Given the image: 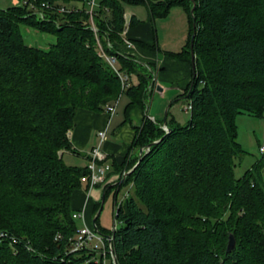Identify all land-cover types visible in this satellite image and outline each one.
<instances>
[{
    "label": "trees",
    "instance_id": "1",
    "mask_svg": "<svg viewBox=\"0 0 264 264\" xmlns=\"http://www.w3.org/2000/svg\"><path fill=\"white\" fill-rule=\"evenodd\" d=\"M77 1L84 2L25 0L0 9V264H102L95 252L70 251L78 230L71 198L88 191L81 178L89 171L65 164L60 152L77 154L68 133L78 109L100 112L120 96L128 98L126 115L146 108L154 69L119 51L121 33L140 22L132 15L126 23L124 6L144 7L150 22L172 7L187 14L185 45L163 54L191 65L193 51L182 95L191 110L185 125L168 113V133L148 118L135 128L131 149L145 151L103 190L133 187L114 204L121 227L103 229L99 214L96 229L112 236L115 264H264V159L234 176L243 153L236 118L264 116V0H94L93 24L84 9L57 11ZM22 26L55 43L25 45ZM129 43L159 51L155 42Z\"/></svg>",
    "mask_w": 264,
    "mask_h": 264
},
{
    "label": "crops",
    "instance_id": "2",
    "mask_svg": "<svg viewBox=\"0 0 264 264\" xmlns=\"http://www.w3.org/2000/svg\"><path fill=\"white\" fill-rule=\"evenodd\" d=\"M141 10L128 9L127 12H125V18L127 20H129L130 16L134 15L138 21H140L135 27L126 29V41H140L146 45L156 43L159 51L152 52L144 48H133L131 44L120 46L119 51L124 55L134 58L139 63L154 65L156 70L155 73H152V78H155L153 82V94L156 91V94H161V97L166 91H170V94L177 95V98L172 102L173 104L178 101H185L182 95L185 93L191 81V65L167 57L162 53L163 50H167L168 48L161 44L160 38L156 35L154 26L155 21L150 22L146 10ZM133 78L135 79V77ZM135 83L136 79L134 81V84ZM122 97L125 96H121L120 101ZM160 99L167 103L168 96H162ZM120 101H118L115 113L111 117L107 114L106 110L93 112L86 109H78L74 116V126L68 133L72 148L77 154L66 151L60 152V156L65 164L84 168L87 167L89 163L88 158L92 149L99 147L111 161V169L107 174V183H105V185L116 184L119 174L125 170L124 167L126 164L135 156L140 155L141 150L136 151L135 149H131V145L135 137V128L141 126L144 117L155 122H162L164 119V116L161 118L162 116L159 115L162 114H158L156 110L154 114H151L148 104L145 110L134 108L126 115L124 110L128 103V98L125 97L122 104ZM180 102L174 105L178 106ZM183 105V110L189 119L190 114L185 111V106L187 104L184 103ZM168 107H171V103ZM168 119H172L178 123L176 116L169 114ZM102 130H105L106 140L100 144L98 133ZM97 186L88 191L82 187L72 195L71 208L74 211V218L79 223L78 228L84 225L94 226L96 216V214H94L95 205L98 203L101 205L100 201L103 199L102 193V197L99 200V192L95 189ZM78 215H82V218H78Z\"/></svg>",
    "mask_w": 264,
    "mask_h": 264
},
{
    "label": "rangeland",
    "instance_id": "3",
    "mask_svg": "<svg viewBox=\"0 0 264 264\" xmlns=\"http://www.w3.org/2000/svg\"><path fill=\"white\" fill-rule=\"evenodd\" d=\"M86 1L90 2L91 0H84L85 3ZM84 2L77 1L74 3H70L67 7L62 4L60 5V8L61 7L64 8L66 12L68 8H76L79 10L84 9L85 11H88L86 13L89 16L90 23L93 24V17L95 16L92 10L93 7L91 8L90 4H88L89 6L83 4ZM98 3H99V0H96L95 2L96 6H98ZM24 4H25V0H0V9L6 10L9 8H12L15 6H21ZM124 7H125V12H127L128 9H140V10L145 9L144 7H141V6H138V7L137 6H124ZM29 8L33 9L32 11H35L38 17H42V14L41 12H39V10H37L33 6H30ZM154 21H155L154 26L156 30V35L160 38L161 44L165 46L166 48H168L167 50H163V51L164 52H174V53L179 52L186 43V40L188 38V31H189L188 16L183 10V8L172 7L170 9L169 14L166 17L155 19ZM21 34H22V40L24 44L27 46L34 47V48L48 50L55 43L54 36L39 32L37 30L31 29L25 26L21 27ZM125 35L126 34L121 33L124 46H126ZM127 42H130V41L127 40ZM131 45L133 46V48H140L136 44H131ZM153 69L154 70L151 72H150V69H148V71L150 73H155L156 68L154 67V65H153ZM153 78H152V81L154 82L155 78L154 79ZM134 81L135 79L133 78L132 82L134 83ZM153 82H152V85L148 87L147 89L148 98L145 101V104H146L145 107H147V104H148L151 114H154L156 110L158 114H162L159 116H162L161 118H163L168 106L170 105V103L173 102V100H175V98H177L176 97L177 95L176 96L172 95L170 94V91H166V93L165 94L163 93L164 95H162L164 97L168 96V101L167 103H165L164 100L162 101V99H160L162 97V96L160 97L161 94L160 95L159 93L156 94V91L153 94L154 92ZM120 97L117 101H120ZM124 100H125V97H122L120 103L122 104ZM179 102L180 101H178L177 103ZM177 103H174V104H177ZM184 103L187 104V101H181L178 106L172 103L171 107L168 108L169 110L168 113L172 116H176V119L179 125H185L189 120L183 110ZM236 126H237V140L243 150V153L240 154V156L236 158L234 161L235 163L234 176L236 179H238V178H241L249 169H251L255 163H257L262 158L264 159L263 155L259 153V146L264 144V116L263 117H253V116L246 115V114L239 115L236 118ZM167 129H168L167 127L165 128L162 126V130L166 133H167ZM144 151L145 149L142 148L140 151V154L143 153ZM95 189L98 190L99 192L98 197L100 200V198L102 197L103 190H104V184L98 185ZM128 194L133 195V187L129 184L122 186L121 188H113L109 192H107L105 196H103V204H102V209H101V213L99 216V224L103 229L111 231L114 228L119 229L121 227L120 220H117L115 218L114 204L120 203L124 199V197H126ZM77 224L79 225L78 222ZM106 257L108 258L107 255ZM110 263L111 261L108 258L105 261V264H110Z\"/></svg>",
    "mask_w": 264,
    "mask_h": 264
},
{
    "label": "built area",
    "instance_id": "4",
    "mask_svg": "<svg viewBox=\"0 0 264 264\" xmlns=\"http://www.w3.org/2000/svg\"><path fill=\"white\" fill-rule=\"evenodd\" d=\"M91 8L94 6V0L90 1ZM47 7V6H46ZM60 13L65 12L64 8L58 9ZM128 20L126 19V23ZM122 34H125V30ZM127 45H130L132 43H129L126 41ZM106 60L108 63L113 67L115 59L106 57ZM120 80L122 83V88H125L129 85L128 81L129 78L126 75H121ZM117 102H114L113 104L106 107L107 114L111 117L114 115L116 110ZM191 106L187 105L185 107L186 112H190ZM100 144L103 143L106 140L105 130L99 131L98 133ZM147 150V149H146ZM259 153L264 154V144L259 147ZM89 163L87 165V169L89 171V178L82 177L81 181L82 183H89V189H92L93 187L97 185H101L107 183L106 177L108 172L111 169V161L107 157V155L100 150L99 147L92 149V151L89 154ZM125 173H123V176ZM78 218H82V215H78ZM114 228L111 230V232L115 231ZM4 237L5 234L1 233L0 238ZM112 236H105L98 232L95 225L94 226H87L84 225L80 228H78L76 234L71 238L70 240V251H81V250H88L91 252H95L98 257L101 258L102 264H105V261L109 258V260L112 262V264H115V256L112 251L111 246ZM108 256V258L106 257Z\"/></svg>",
    "mask_w": 264,
    "mask_h": 264
},
{
    "label": "water",
    "instance_id": "5",
    "mask_svg": "<svg viewBox=\"0 0 264 264\" xmlns=\"http://www.w3.org/2000/svg\"><path fill=\"white\" fill-rule=\"evenodd\" d=\"M191 1H192V0H191ZM194 6H195V4H194V2H193V7H192L191 12H193ZM193 28H195V25H193ZM194 35H195V32L193 33V35H192V37H191V48H192V46H193ZM190 54H191V69H192V72L194 73V53H193L192 50H190ZM168 108H169V107H168ZM168 108H167V110H166V112H165L164 119H163V121H162V126L165 127V128H166V119H167V114H168ZM168 132H169V129H167V133H168ZM129 172H131V170L128 171L127 174H128ZM102 204H103V199H102V201H101V205H100L99 209L97 210V213H96L95 218L100 214L101 209H102ZM107 237H108V236H107ZM234 244H235V243H234V239L232 238V236H230V239H229V242H228V245H227V249H226V251H227V252H230V251L232 250V248L234 247Z\"/></svg>",
    "mask_w": 264,
    "mask_h": 264
}]
</instances>
